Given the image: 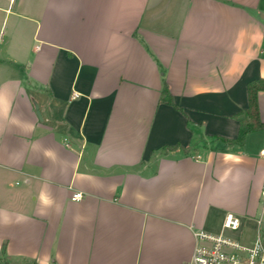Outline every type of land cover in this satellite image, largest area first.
<instances>
[{
	"label": "crops",
	"instance_id": "obj_1",
	"mask_svg": "<svg viewBox=\"0 0 264 264\" xmlns=\"http://www.w3.org/2000/svg\"><path fill=\"white\" fill-rule=\"evenodd\" d=\"M253 80L264 0H0V263L5 244L40 264H186L197 231L255 221L264 130L223 139Z\"/></svg>",
	"mask_w": 264,
	"mask_h": 264
},
{
	"label": "built area",
	"instance_id": "obj_2",
	"mask_svg": "<svg viewBox=\"0 0 264 264\" xmlns=\"http://www.w3.org/2000/svg\"><path fill=\"white\" fill-rule=\"evenodd\" d=\"M264 160V147L262 149ZM264 197V188L262 189ZM83 192L73 193L72 200H81ZM257 234L251 243L226 233L227 229L237 230L241 220L234 214H227L223 228L218 233L205 230L197 231V246L186 264H264V202L259 214L255 217Z\"/></svg>",
	"mask_w": 264,
	"mask_h": 264
},
{
	"label": "trees",
	"instance_id": "obj_3",
	"mask_svg": "<svg viewBox=\"0 0 264 264\" xmlns=\"http://www.w3.org/2000/svg\"><path fill=\"white\" fill-rule=\"evenodd\" d=\"M249 107L238 113L240 120V134L236 139L223 138L227 145L244 143L246 134L251 131L264 130V121L259 117L258 107V91L264 89V80H253L249 83ZM162 102L174 104L172 94L168 84H164L162 89ZM178 107V106H176ZM179 108V107H178ZM0 264H40L36 260L31 259H15L5 252V244L3 249V257Z\"/></svg>",
	"mask_w": 264,
	"mask_h": 264
},
{
	"label": "rangeland",
	"instance_id": "obj_4",
	"mask_svg": "<svg viewBox=\"0 0 264 264\" xmlns=\"http://www.w3.org/2000/svg\"><path fill=\"white\" fill-rule=\"evenodd\" d=\"M256 228L257 227L255 221L248 218V219H243L241 221V227L239 229L237 230L227 229L226 233L232 235L233 237L241 239L244 242L251 243L256 237L257 234ZM214 231H218V230H214Z\"/></svg>",
	"mask_w": 264,
	"mask_h": 264
},
{
	"label": "water",
	"instance_id": "obj_5",
	"mask_svg": "<svg viewBox=\"0 0 264 264\" xmlns=\"http://www.w3.org/2000/svg\"><path fill=\"white\" fill-rule=\"evenodd\" d=\"M36 111H37L39 117L42 118V115H41V112H40V109H39V106L37 103H36Z\"/></svg>",
	"mask_w": 264,
	"mask_h": 264
}]
</instances>
